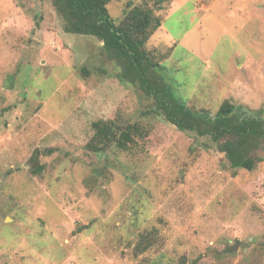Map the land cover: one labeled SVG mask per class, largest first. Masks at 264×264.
Here are the masks:
<instances>
[{"label": "rangeland", "instance_id": "1", "mask_svg": "<svg viewBox=\"0 0 264 264\" xmlns=\"http://www.w3.org/2000/svg\"><path fill=\"white\" fill-rule=\"evenodd\" d=\"M128 5L161 21L145 48L190 109L264 110V0H111L117 25ZM120 71L51 0H0V264H264V143L233 169ZM99 120L141 135L94 152Z\"/></svg>", "mask_w": 264, "mask_h": 264}, {"label": "trees", "instance_id": "2", "mask_svg": "<svg viewBox=\"0 0 264 264\" xmlns=\"http://www.w3.org/2000/svg\"><path fill=\"white\" fill-rule=\"evenodd\" d=\"M62 17L65 31L98 38L105 51L120 66L122 82L139 85L155 102V110L180 131L195 132L210 137L219 145L231 168L252 171L256 156L264 143V110L246 112L242 106L224 102L214 116L209 112H195L180 101L164 79L156 73L155 63L145 46L161 27V21L151 9L131 7L124 20L117 25L110 17L111 0H51ZM163 1V0H160ZM94 135L88 147L102 152L114 145L127 150L141 135L138 125L124 129L115 121L99 120L92 125Z\"/></svg>", "mask_w": 264, "mask_h": 264}, {"label": "water", "instance_id": "3", "mask_svg": "<svg viewBox=\"0 0 264 264\" xmlns=\"http://www.w3.org/2000/svg\"><path fill=\"white\" fill-rule=\"evenodd\" d=\"M179 264H186V257H181L179 260Z\"/></svg>", "mask_w": 264, "mask_h": 264}]
</instances>
